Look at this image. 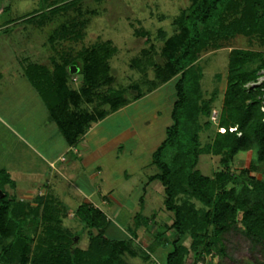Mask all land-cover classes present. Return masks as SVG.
<instances>
[{
	"label": "rangeland",
	"instance_id": "obj_1",
	"mask_svg": "<svg viewBox=\"0 0 264 264\" xmlns=\"http://www.w3.org/2000/svg\"><path fill=\"white\" fill-rule=\"evenodd\" d=\"M194 1L0 0V8L4 9L1 20L16 21L7 31L0 30V70L20 68L19 61L25 56L30 62L48 64L51 67L52 58L60 64L69 63V59L77 55H97L102 58L103 66H108L111 79L107 83L102 82L96 89V93L86 98L84 105L81 103L80 106H71L72 111L77 112V115H86V119L94 123L96 122L92 121L94 118L104 116L101 118L104 119L144 96L155 99L158 95L155 101L158 102V111L156 109L154 111L161 119L157 127H161L162 122L166 120L165 113H167V124L170 125L172 118L169 111L176 100L175 84L180 77V73L174 70L171 62L172 55L177 52L174 47L176 43L173 40L182 32L177 21L181 14L195 3ZM180 45V43L176 45L178 50ZM233 49L264 53V43L259 33L249 35L239 33L224 40L220 46H210L201 52L197 62L201 69L199 91L192 100H194V106L198 104L199 106L196 105L198 108L209 109L210 114L199 117L202 126L199 133L201 153L196 168L214 179L216 177L219 179L218 174L221 171L224 175L221 179H227L228 176L233 175L234 179L227 181V187L235 188L236 195L246 199V202L251 205L258 200L264 201V160L258 158L257 143L248 150L240 151L233 158L226 150H220L216 154L218 150L213 149L217 133L225 132L227 129L219 119L212 120L213 110H218L219 116L222 111L227 121L232 118L230 114L232 110L227 106L226 99L230 79L233 74H236L231 72L230 66V55ZM261 61L256 58L253 62L241 67V71L245 73L258 69L257 79L249 81L245 87L255 88L263 83L264 68H260ZM23 63L24 61L22 65ZM83 63V59L78 58L69 66L79 69L83 67ZM70 74L68 85L78 90L82 82V74L72 73V71ZM114 89L121 90L124 99L131 102L114 110L105 100ZM13 94L9 92L5 95L11 97ZM90 117L93 119L91 120ZM42 119L44 116H38L33 121L41 124ZM229 129L231 130L232 127L230 126ZM2 139L3 135L0 132L1 143ZM135 142L136 140L131 139L126 144L123 143L124 146L119 147L118 151L123 153H119V160L112 158L111 153L97 158L96 164H101L104 173H99L92 179L93 181L87 180L90 176L89 168L81 169L83 164L77 157V153L70 151L67 157L72 160L76 169L81 171L77 173V178L74 177L71 180H64L62 174L59 175L57 189L59 192L66 193V197L62 198L61 195L56 197L61 200L63 207H66L62 209L66 210V215L43 210H39L38 213H28L29 217L23 227L28 237L21 243V250L14 255L12 264H68L66 257L57 255L40 257L41 247L53 242L46 231L48 225H60L64 230L76 235L75 245L90 252L86 255L84 264H92L94 259L91 251H95L92 235L88 234V230L81 234L82 224L75 215L77 206L85 201L102 209L111 220L106 228L108 236L129 237L121 255L124 264H154V262L166 264L167 254L172 250L173 241L178 237L177 231L172 227L174 214L166 210L164 187L158 180L153 181L150 189L146 187L145 192L148 193L141 201L134 202L132 196L141 188L142 183L148 176L158 171L156 165L146 166L151 159L148 151H142L140 156H137L138 153L134 156L130 154ZM114 143L116 141H113ZM192 147L191 144L190 149ZM170 152L166 157L172 162L173 157ZM124 168L127 169L129 176L131 174L130 179L124 178L122 171ZM250 178L255 182L252 183ZM91 182L92 184H89ZM19 183L20 187L15 189L7 187V190L20 199L32 201L35 196L31 198L30 194L27 198L25 194L29 185L32 186V183H35L34 179H21ZM109 184L114 186L113 192L105 188ZM258 184L259 190L254 191L255 185L258 186ZM156 185L163 188L159 189ZM90 187L97 188V193L101 191L102 195L90 193ZM39 191L37 195L50 192L49 188L48 190L42 188ZM109 192L121 204L114 199L110 201ZM69 193H72L74 198ZM88 194H91V197H88ZM176 202L182 205L186 214L190 215L188 209L198 211L195 216L191 213L194 221H199L200 213H204L209 208L196 197L180 190L177 192ZM31 203L37 206L36 202ZM139 213L143 215V219H140L139 226L136 227L134 220ZM242 215V210H238L236 218L238 222L223 231L220 238L215 239L208 234L206 241L209 244V251L203 245L196 249L190 247L193 243L190 234L182 237L178 244L184 243L188 250L183 254L179 264H264V247L252 243L240 222ZM35 218L38 219L35 221ZM187 224L188 228L194 229V223L191 220ZM10 235L9 232L7 236H4L0 228V251L10 241ZM221 247H224L225 255ZM101 250L103 251L104 247L102 243H99L96 252ZM0 264L4 263L0 262Z\"/></svg>",
	"mask_w": 264,
	"mask_h": 264
},
{
	"label": "trees",
	"instance_id": "obj_2",
	"mask_svg": "<svg viewBox=\"0 0 264 264\" xmlns=\"http://www.w3.org/2000/svg\"><path fill=\"white\" fill-rule=\"evenodd\" d=\"M194 2L177 21L182 32L173 42L181 45L179 50L178 46L174 45L177 52L172 55L171 62L174 70L180 73V77L175 84L176 100L171 111L172 124L167 127L165 139L152 155L153 164L157 166L158 172L149 178L150 182L158 180L164 186L166 210L174 214L172 227L178 234L173 241L172 250L167 254L166 264L180 263L188 248L184 243L178 244V242L187 234L193 239L190 247L196 249L203 245L209 251V244L206 241L208 234L215 239L220 238L223 231L238 222L236 220L238 210L243 212L240 222L252 243L264 247V201L258 200L249 205L246 199L236 195L235 188L227 187V181H232L233 175L221 179L224 176L221 171L218 174L219 179L217 177L214 179L196 168L201 153L199 133L202 126L199 117L208 116L210 111L205 107V109L198 108L196 106L198 104L194 106L192 100L199 91L201 69L197 62L204 49L210 46L218 47L224 40L239 33L247 35L259 33L264 43V0H195ZM77 56L69 59V63L60 64L52 58L51 67L48 64L29 60L25 64L26 75L50 106V110L72 144L78 141L79 136L84 134L92 123L86 119V115H77V112L72 111L71 106H80L81 103L84 105L86 98L94 95L102 82L107 83L111 79L108 66L104 67L101 63L102 58L97 55ZM78 58H82L84 63L78 71L82 74V82L80 88L76 90L68 85V79L71 75L69 65ZM256 58L262 60L260 68H264L263 52L245 49L231 51V72L236 74L230 79L226 104L232 110L230 112L232 118L227 121L226 117H223L224 113L220 112L219 120L227 129L225 132L217 133L213 147L214 151L218 150L216 154L220 150H226L233 158L240 151L248 150L257 143L258 158L264 160V81L258 87L247 88L245 85L249 81L257 79L258 69L249 73L241 71L242 66L253 62ZM105 100L114 110L131 102L124 99L121 90L115 89L111 90ZM103 117L90 118L93 119L92 121H98ZM191 144L193 147L190 149ZM170 150L174 151L171 153ZM169 152L173 157L172 162L166 157ZM251 181L255 182L254 179ZM7 186L13 187L15 182L9 172L1 169L0 228L4 236L10 232L11 239L0 251V262L12 264L14 255L21 250V243L28 237L23 229L29 217L28 213H38L39 210H43L66 215V210H62L66 207H63L61 200L49 193L37 195L33 200L37 203L35 207L31 203L33 201H26L11 194ZM258 187L259 184L255 185L254 191L259 190ZM178 190L191 194L209 207L207 211L200 213L199 221H194L191 215L192 213L195 216L198 211L188 209L190 215L186 214L182 205L176 202ZM75 215L82 224L81 234L88 230V234L92 235L95 244V251H91L94 259L92 264H124L121 255L129 237L114 238L106 234V228L111 222L106 213L89 202H82L76 208ZM37 219L35 218V221ZM140 219H143L141 213L135 217L136 227L139 226ZM189 220L194 223V229L188 228ZM11 228H13L12 232ZM46 231L50 239L56 242L41 247L40 257L57 255L66 257L68 264L85 263L86 255L90 252L75 245L76 235L64 230L60 225H48ZM99 243L103 244L104 250L96 252ZM221 251L224 252V247H221Z\"/></svg>",
	"mask_w": 264,
	"mask_h": 264
},
{
	"label": "crops",
	"instance_id": "obj_3",
	"mask_svg": "<svg viewBox=\"0 0 264 264\" xmlns=\"http://www.w3.org/2000/svg\"><path fill=\"white\" fill-rule=\"evenodd\" d=\"M3 14L4 9L1 10L0 8L1 32L7 31L16 23V21H13L14 19L1 20ZM21 59L19 62L22 68H11V70H6L5 68L2 71L0 70V81L3 82L0 85V132L3 135L2 143L0 142V170L4 169L9 172L15 182V186L7 187L15 189L16 187H20L19 181L21 179H34L35 183H32V186L29 185L30 187L26 190L27 193L25 195H27V198H29L28 195L30 194L31 198L36 197L39 194L37 191L42 188L46 190L49 188L50 194H53L55 197L61 195L64 198L66 197V193L59 192L57 189L60 181L59 175L62 174L64 180H71L74 177L77 178V173L81 171H78L73 165L72 160H69L67 157L70 151L77 153V157H79V160L83 164L81 169L84 170L85 167L89 168L90 176L87 180L91 181L99 173H104L101 164H96V159L111 153L112 158L115 157L119 160V153H121L118 151L119 147L124 146L123 143L126 144L131 139L136 140V142L133 144V151L130 154L134 156L135 153H138L137 156H140V153L146 150L151 156L150 163L146 166L153 164L152 155L165 139L166 129L169 126L166 121L167 113H165L164 118L166 120L162 122L161 127H157L161 119L158 113L154 111L158 109V102H155L158 99V95L155 96V99H149V96H144L122 107L119 111L106 118L92 123L88 130L79 136L78 141L72 144L59 125L56 116L50 110V106L26 75L25 63L29 59L27 56ZM71 71L72 73L79 74L77 67L76 70L75 67H72ZM9 92L14 94L8 97L5 94ZM171 111H169L170 116ZM36 114H38L37 117L44 116L41 124L33 121L34 118H37L35 117ZM113 141H116V143L113 144ZM80 152H82V155H80ZM90 155H94L93 157L95 158ZM62 157H65L64 161ZM90 163L91 165H89ZM122 171L125 179L132 177L131 174L130 176L127 174V169L124 168ZM150 176L142 183L141 188L135 194L133 193L134 202L141 201L148 193L145 192V189L146 187L150 189L153 183V181L150 182L149 180ZM89 184H92V182ZM156 187L161 189L164 186L156 185ZM105 188L111 189V192L114 191V186L111 184ZM89 189L90 193H97V188L90 187ZM111 192L108 193L110 201L114 199L118 204H121L115 197H112ZM97 194L100 196L101 191ZM70 195L73 197L72 193ZM85 196L87 195L85 194ZM89 196L91 197V194H88ZM69 209L71 211L70 207Z\"/></svg>",
	"mask_w": 264,
	"mask_h": 264
},
{
	"label": "built area",
	"instance_id": "obj_4",
	"mask_svg": "<svg viewBox=\"0 0 264 264\" xmlns=\"http://www.w3.org/2000/svg\"><path fill=\"white\" fill-rule=\"evenodd\" d=\"M211 118H212V120L217 121L219 119V111L213 110ZM235 130H236V128H235ZM238 134H241V133L238 132ZM62 160L64 161L65 157H62Z\"/></svg>",
	"mask_w": 264,
	"mask_h": 264
},
{
	"label": "water",
	"instance_id": "obj_5",
	"mask_svg": "<svg viewBox=\"0 0 264 264\" xmlns=\"http://www.w3.org/2000/svg\"><path fill=\"white\" fill-rule=\"evenodd\" d=\"M75 70H76V67H75Z\"/></svg>",
	"mask_w": 264,
	"mask_h": 264
}]
</instances>
